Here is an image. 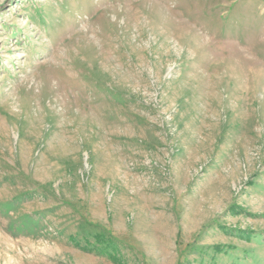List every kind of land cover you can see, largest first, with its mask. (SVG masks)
<instances>
[{"label":"rangeland","instance_id":"374dc122","mask_svg":"<svg viewBox=\"0 0 264 264\" xmlns=\"http://www.w3.org/2000/svg\"><path fill=\"white\" fill-rule=\"evenodd\" d=\"M0 264H264V0H0Z\"/></svg>","mask_w":264,"mask_h":264},{"label":"trees","instance_id":"16d2710c","mask_svg":"<svg viewBox=\"0 0 264 264\" xmlns=\"http://www.w3.org/2000/svg\"><path fill=\"white\" fill-rule=\"evenodd\" d=\"M96 237H97L98 240L101 238V236H99V235H96ZM107 247L112 248V246L109 245V244L107 245ZM113 255H114V254H112V253L110 252L109 256H110V257H114Z\"/></svg>","mask_w":264,"mask_h":264}]
</instances>
